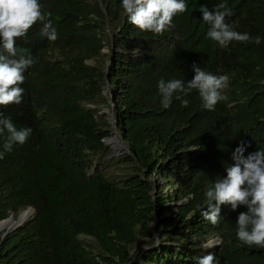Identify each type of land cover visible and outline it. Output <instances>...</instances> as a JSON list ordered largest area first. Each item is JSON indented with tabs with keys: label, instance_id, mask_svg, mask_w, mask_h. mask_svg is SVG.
Segmentation results:
<instances>
[{
	"label": "trees",
	"instance_id": "obj_1",
	"mask_svg": "<svg viewBox=\"0 0 264 264\" xmlns=\"http://www.w3.org/2000/svg\"><path fill=\"white\" fill-rule=\"evenodd\" d=\"M39 2L58 39L39 22L17 39L36 62L22 103L0 105L33 130L10 152L0 137V222L33 214L0 235V264H197L209 253L264 264V247L237 238L246 207L221 205L216 225L202 216L239 143L245 156L264 150V0H226L234 30L261 37L227 47L207 37L199 12L225 0H186L162 34L132 25L122 0ZM193 63L229 76L228 99L209 111L192 90L187 107L174 95L164 108L158 82L191 80ZM114 125L125 152L109 158Z\"/></svg>",
	"mask_w": 264,
	"mask_h": 264
},
{
	"label": "clouds",
	"instance_id": "obj_2",
	"mask_svg": "<svg viewBox=\"0 0 264 264\" xmlns=\"http://www.w3.org/2000/svg\"><path fill=\"white\" fill-rule=\"evenodd\" d=\"M122 9L129 22L141 31L162 34L174 27L173 18L187 11L186 0H122ZM199 12L208 25L207 37L221 47L231 42H245L259 45L260 36H252L234 30L228 20L234 15L225 2L218 3L211 10L201 6ZM51 13L42 11L39 0H0V105H20L23 101L25 72L36 62L27 48L18 47L17 39L25 37L38 22L42 25L40 34L49 41H56L58 34L50 20ZM194 76L191 80L171 79L158 82L161 103L168 108L176 99L197 90L202 107L213 111L218 102L228 99L224 90L229 87L228 75H214L201 68L191 66ZM182 106L189 101L181 99ZM31 127L17 128L4 113H0V137L5 151H12L14 145H23L32 134ZM250 147L241 141L232 153L231 165L226 167V177H217L205 190L207 209L202 212L205 220L218 224L221 205H230L232 211L246 207L237 217V238L244 245L264 247V150L248 153ZM3 154L0 153V156ZM215 202V203H213ZM197 264H218L215 254L209 253L197 259Z\"/></svg>",
	"mask_w": 264,
	"mask_h": 264
},
{
	"label": "water",
	"instance_id": "obj_3",
	"mask_svg": "<svg viewBox=\"0 0 264 264\" xmlns=\"http://www.w3.org/2000/svg\"><path fill=\"white\" fill-rule=\"evenodd\" d=\"M104 112L106 113V111H104ZM107 117H108L109 119H113V115H112V113H108V114H107ZM114 123H116V121H114ZM113 127H114V130L112 131L113 139L105 140V142H106L109 146H112L115 142H120V144H119L116 148L113 149V153L109 156V158H111L112 156H114V155H116V154H121V153L125 152L124 147H123L121 141L119 140V138H118V136H117V135H118V132H117V130H116V126L114 125ZM31 212H32V209H31V208L27 209L26 211H24V212H22L21 214L18 215L17 220L20 218L21 215L28 214V213H30L29 215H31V214H32ZM29 215H28V217H29ZM28 217H27V218H28ZM27 218H26V219H27ZM13 219H14V217H13V215H11V216H9L7 219L2 220V221L0 222V235H1L2 233L5 235V234H7V233L10 232V231L15 230L17 227H19L21 224H23L24 221L26 220V219L22 220V221H21L20 223H18L16 226H14V227H12V228H10V229H4V228L1 227L2 224H4L5 222H8V221H11V220H13ZM152 233L155 234V229L152 231Z\"/></svg>",
	"mask_w": 264,
	"mask_h": 264
},
{
	"label": "bare ground",
	"instance_id": "obj_4",
	"mask_svg": "<svg viewBox=\"0 0 264 264\" xmlns=\"http://www.w3.org/2000/svg\"><path fill=\"white\" fill-rule=\"evenodd\" d=\"M21 214V213H20ZM30 213H28V214H24V215H21L20 216V218L18 219V220H13L12 222H10V224L9 225H1V227L2 228H4V229H10V228H12V227H14V226H16L18 223H20L22 220H24V219H26L27 217H28V215H29ZM3 234V233H2Z\"/></svg>",
	"mask_w": 264,
	"mask_h": 264
},
{
	"label": "rangeland",
	"instance_id": "obj_5",
	"mask_svg": "<svg viewBox=\"0 0 264 264\" xmlns=\"http://www.w3.org/2000/svg\"><path fill=\"white\" fill-rule=\"evenodd\" d=\"M113 139V138H112ZM120 140V139H119ZM120 144V142H115L111 147H113V148H116L118 145ZM32 214H33V211L31 212ZM31 214V215H32ZM31 215H29V216H31ZM13 220H15V219H13ZM13 220H11V221H8V222H6V223H4L3 225H9L10 224V222H12ZM16 221V220H15ZM207 246V248L208 249H214L215 247H217L216 246V244H215V241L212 243H209L208 245H206Z\"/></svg>",
	"mask_w": 264,
	"mask_h": 264
}]
</instances>
